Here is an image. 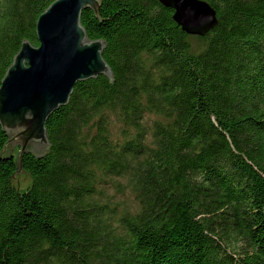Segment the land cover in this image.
I'll list each match as a JSON object with an SVG mask.
<instances>
[{"label": "trees", "instance_id": "1", "mask_svg": "<svg viewBox=\"0 0 264 264\" xmlns=\"http://www.w3.org/2000/svg\"><path fill=\"white\" fill-rule=\"evenodd\" d=\"M53 1L0 0V83ZM205 1L198 35L159 0L83 11L113 79L50 115L25 190L0 124V264H264V0Z\"/></svg>", "mask_w": 264, "mask_h": 264}, {"label": "water", "instance_id": "2", "mask_svg": "<svg viewBox=\"0 0 264 264\" xmlns=\"http://www.w3.org/2000/svg\"><path fill=\"white\" fill-rule=\"evenodd\" d=\"M174 10L173 19L183 31L198 35L218 22L216 10L205 0H159ZM100 0H55L38 17V45L22 42L0 83V124L8 141L3 154L18 151V169L23 155L42 156L50 149L47 120L67 105L79 81L100 74L113 79L103 56L105 41L91 39L82 24V13H96ZM16 185V182H15Z\"/></svg>", "mask_w": 264, "mask_h": 264}, {"label": "rangeland", "instance_id": "3", "mask_svg": "<svg viewBox=\"0 0 264 264\" xmlns=\"http://www.w3.org/2000/svg\"><path fill=\"white\" fill-rule=\"evenodd\" d=\"M17 150L18 151H15L14 153H12L15 157L18 156L19 149L17 148ZM24 174H26V172H24V170H19L17 172L16 178H15L16 185L21 190H25L28 183L31 181L30 176H28L29 181L27 183V179L24 178ZM25 181H26V184H25ZM110 193H111L110 197L105 198L104 200H110L112 202L117 203V207H118V200H120L119 205H121V207H119V210L128 209V208L135 210L137 208V203L135 202L133 195L129 191H127L126 196H122V195L115 196L113 192H110Z\"/></svg>", "mask_w": 264, "mask_h": 264}]
</instances>
